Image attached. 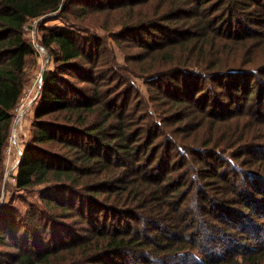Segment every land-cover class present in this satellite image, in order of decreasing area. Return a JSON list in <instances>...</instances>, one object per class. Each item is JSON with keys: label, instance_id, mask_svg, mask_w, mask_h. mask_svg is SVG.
Returning <instances> with one entry per match:
<instances>
[{"label": "trees", "instance_id": "1", "mask_svg": "<svg viewBox=\"0 0 264 264\" xmlns=\"http://www.w3.org/2000/svg\"><path fill=\"white\" fill-rule=\"evenodd\" d=\"M32 20L51 68L11 177L42 207L0 264H264V0H0V195Z\"/></svg>", "mask_w": 264, "mask_h": 264}, {"label": "rangeland", "instance_id": "2", "mask_svg": "<svg viewBox=\"0 0 264 264\" xmlns=\"http://www.w3.org/2000/svg\"><path fill=\"white\" fill-rule=\"evenodd\" d=\"M52 16L53 17H49V18L51 19L54 18L55 14ZM40 20H32L28 22V24L24 27L25 37L30 42H32V46L35 50V54L33 57H30L27 60L29 80H28L26 89L24 90L25 95L19 104V112L22 110L23 114L18 119V122L15 125L14 130L11 128L12 130H10V134L7 140V145L4 149V165H3L4 166V184H3V188L1 190V195H0V210H7V214H4V213L0 214V223H2V226L9 225V229H8L9 232L11 231L13 227L17 226L19 229V232H18L19 237L21 233L24 232V229L26 228L23 218L25 217V213L27 210V204L36 203L42 207L41 202L38 200L37 196L34 193L16 191L13 185L14 180L11 177V175L15 172L16 164L18 161L19 153L21 152V148L23 147L24 142L27 140L30 134V122L32 119L31 109L35 101L31 102L29 105L27 104L29 100L34 96L35 92L33 91L36 90V87L38 84L37 83L38 78L40 79L44 70L49 68V66L51 68V62L48 59L46 50L45 49L40 50L39 47L34 46L35 43H37V45L39 44L40 31H38V28H39L38 26H40V23H41ZM56 24H61V22L59 20H53V21L46 23V25H49V26L56 25ZM129 39L130 38H126L122 41L120 40L121 44L120 45L118 44V45L119 47L122 46L121 47L122 49L119 48L118 45L114 41L109 40L106 42L107 49L110 50L112 54L116 57V62L118 65L124 66L123 59L125 57L123 56H125V53L127 55L135 54V52L138 51L137 49L132 47V45L127 47L128 44H126V40H129ZM107 84L113 85V81H108ZM134 86L135 88H137L138 92L137 93L133 92L131 96H129L130 101L135 100L137 97L141 96L142 94L147 95V93H149L148 91H149L150 85H147L145 81L143 80L140 81L139 79H137V77L135 79ZM124 95H127V94H124ZM148 106L153 109V103H149ZM131 107H132V104L130 102L129 109H131ZM49 213L54 214L55 211L52 210L51 212L49 210ZM76 219L77 218H69V217L66 218L60 215L54 218V221H58L66 227L67 226L69 227L71 223L74 227L81 228L83 224L81 222L79 223L78 221H75ZM14 220L16 222H14ZM42 227L43 229L44 228L46 229H44L45 234H43L41 238H45V236H47V238L52 237L51 231L53 229L51 228V226L47 225V223H44V225L42 224ZM80 234L87 235V233L85 232L80 233ZM5 240L7 242V245L0 244V262L1 263H4L7 261L6 258L8 254L18 252L17 249H15L13 245H11L13 243L12 240L6 235H5ZM19 241L21 242V239Z\"/></svg>", "mask_w": 264, "mask_h": 264}, {"label": "built area", "instance_id": "3", "mask_svg": "<svg viewBox=\"0 0 264 264\" xmlns=\"http://www.w3.org/2000/svg\"><path fill=\"white\" fill-rule=\"evenodd\" d=\"M31 43H32V42H31ZM34 46L39 47L40 50H43V49H44V48L40 47L39 44L37 45V43H35ZM40 79H41V77H40ZM40 79L38 78V81H37L38 84H37L36 90L33 91V92H35V93H34V96L29 100V102H28L27 105H29L31 102H34V101L37 99L38 94H39V89H40ZM27 89H28V88H27ZM24 95H25V92H23V94H22L21 98L19 99V102H18V104H17V106H16V108H15V110H14L15 117H14V120H13V126H12V129H13V130H14V128H15V125H16L17 122H18V119H19V118L22 116V114H23V111H22V110L19 112V104H20L21 100L23 99ZM12 129H11V130H12ZM12 138H13V136H12ZM19 156H20V153H19Z\"/></svg>", "mask_w": 264, "mask_h": 264}, {"label": "water", "instance_id": "4", "mask_svg": "<svg viewBox=\"0 0 264 264\" xmlns=\"http://www.w3.org/2000/svg\"><path fill=\"white\" fill-rule=\"evenodd\" d=\"M21 157V153H20V156H19V158ZM19 161V160H18ZM18 161H17V163H18Z\"/></svg>", "mask_w": 264, "mask_h": 264}]
</instances>
